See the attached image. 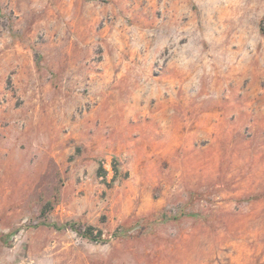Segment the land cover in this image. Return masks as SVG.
<instances>
[{
  "label": "rangeland",
  "instance_id": "374dc122",
  "mask_svg": "<svg viewBox=\"0 0 264 264\" xmlns=\"http://www.w3.org/2000/svg\"><path fill=\"white\" fill-rule=\"evenodd\" d=\"M0 264H264V0H0Z\"/></svg>",
  "mask_w": 264,
  "mask_h": 264
},
{
  "label": "trees",
  "instance_id": "16d2710c",
  "mask_svg": "<svg viewBox=\"0 0 264 264\" xmlns=\"http://www.w3.org/2000/svg\"><path fill=\"white\" fill-rule=\"evenodd\" d=\"M262 29H263V27L261 25L260 26V30H262ZM103 173H106V170L101 165L100 168L98 169V174L101 175ZM46 212H47V209H44L43 213H46ZM48 225H51V226H53L54 228H57V229H61V228L65 227V226L74 227V223H72V222H66L63 225H56L54 223H49ZM101 233L102 232H101L100 229H97V228H95L92 225H86L84 230L82 231V235L87 237V238H99Z\"/></svg>",
  "mask_w": 264,
  "mask_h": 264
},
{
  "label": "crops",
  "instance_id": "0c3cea01",
  "mask_svg": "<svg viewBox=\"0 0 264 264\" xmlns=\"http://www.w3.org/2000/svg\"><path fill=\"white\" fill-rule=\"evenodd\" d=\"M100 168V167H99ZM98 168V169H99ZM105 170H106V173H103V174H101V175H99L98 174V171H97V175H99V177H101L102 179L104 178H107L109 175H110V173L112 172V176L115 178V176L118 174V172H117V169L113 166V169L112 170H109L108 171V169L107 168H105V167H103Z\"/></svg>",
  "mask_w": 264,
  "mask_h": 264
}]
</instances>
